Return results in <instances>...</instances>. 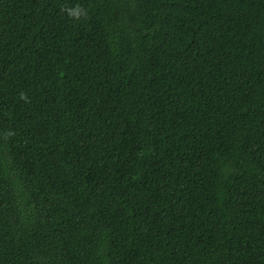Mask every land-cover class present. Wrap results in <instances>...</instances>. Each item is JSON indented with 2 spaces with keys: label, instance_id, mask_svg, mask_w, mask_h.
Instances as JSON below:
<instances>
[{
  "label": "trees",
  "instance_id": "trees-1",
  "mask_svg": "<svg viewBox=\"0 0 264 264\" xmlns=\"http://www.w3.org/2000/svg\"><path fill=\"white\" fill-rule=\"evenodd\" d=\"M0 264H264V0H0Z\"/></svg>",
  "mask_w": 264,
  "mask_h": 264
},
{
  "label": "clouds",
  "instance_id": "clouds-1",
  "mask_svg": "<svg viewBox=\"0 0 264 264\" xmlns=\"http://www.w3.org/2000/svg\"><path fill=\"white\" fill-rule=\"evenodd\" d=\"M76 14L77 15H84V12L83 11H78Z\"/></svg>",
  "mask_w": 264,
  "mask_h": 264
}]
</instances>
